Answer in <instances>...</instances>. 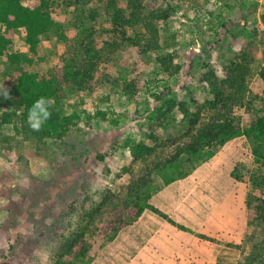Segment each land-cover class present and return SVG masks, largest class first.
Listing matches in <instances>:
<instances>
[{"label":"rangeland","instance_id":"374dc122","mask_svg":"<svg viewBox=\"0 0 264 264\" xmlns=\"http://www.w3.org/2000/svg\"><path fill=\"white\" fill-rule=\"evenodd\" d=\"M21 1L28 4L36 0ZM140 3L142 16L153 17L150 22L158 36L159 49L146 55H140L136 47L127 46L124 39L114 34L106 0H76L69 7H56L53 17L77 49L72 57L80 58L86 44L98 52L96 83L92 92L66 94L61 107L74 126L60 139H36L23 129L17 131L13 120L0 127V264H52L74 233L85 225L91 231L95 224L84 223V215L94 213L106 193L118 192L138 171L139 163L132 165L131 174L124 171L135 158V147L145 143L155 147V156H162L171 152L173 141L183 132V113L177 107L168 122L161 127L155 125L161 105L168 100L189 101L192 96L198 103L212 98L203 88V75L211 72L221 82L247 48L255 47L258 59L250 64L245 101H251L254 108L262 104L264 81L259 72L264 65V0ZM136 32L143 33V28L135 26L127 35L133 37ZM113 44L120 47L113 50ZM64 47L51 32L43 36L39 59L34 57L32 65L14 66L1 56L0 86L16 83L15 73L21 69L43 74L60 66ZM12 51L28 52L22 28L17 31ZM158 54L174 56L182 65L180 73L169 78L161 72L156 61ZM130 81L136 84L135 98L131 91L123 92ZM5 112L11 110L0 103V118ZM234 116L242 126L251 120L241 107L235 108ZM151 128L156 132L154 139L148 136ZM231 152L234 157L228 163H219ZM208 163H214L205 173L210 176V185L216 181L211 173L218 169L217 176L227 178V188H217L215 200L205 204L211 212L206 223L212 227V235L188 228L211 245V262L207 264H236L241 256L237 246L251 231L245 214V201L252 191L249 177L255 170L251 144L239 137ZM237 163L243 164L240 181L230 175ZM259 171L264 173V168ZM258 194L264 196L262 192ZM102 240L98 235L89 238L93 256L90 264L114 241L100 248ZM216 257L222 261L214 262ZM105 258L101 264H124L117 256ZM255 264H264V259Z\"/></svg>","mask_w":264,"mask_h":264},{"label":"trees","instance_id":"16d2710c","mask_svg":"<svg viewBox=\"0 0 264 264\" xmlns=\"http://www.w3.org/2000/svg\"><path fill=\"white\" fill-rule=\"evenodd\" d=\"M122 1L106 0V12L110 16L114 34L124 39L127 46L136 47L140 55L155 53L159 45L157 31L150 22L153 17L142 16L140 0H125V3ZM75 2L76 0H36L23 4L21 0H0V57L6 56L11 65H32L34 57L39 59L37 55L40 45L47 33L53 32L65 46L61 54L63 63L60 66L55 65L43 74L21 69L15 73L16 83L3 84L12 98L5 99L0 93L1 106L11 110L2 114L0 127L13 122L17 131L23 129L24 133L36 139H60L74 126L72 118L62 110L61 102L67 93L80 96L85 91H93L96 83L94 76L98 70L97 61L100 60L98 52L90 44L83 46L80 58L72 57L77 49L69 42L59 21L53 17L56 7H69ZM261 19L264 22V14ZM135 26L143 28V33L136 32L133 37H129L127 31ZM21 28L25 30L28 52L12 51L17 31ZM147 33L149 38H146ZM110 46L113 50L120 47L118 44ZM174 58L172 55H157L160 71L169 78L177 76L182 69V65ZM239 59V62L232 63L228 68L227 75L221 82L211 72L203 75V88L212 98L198 103L192 96L189 101L176 103L168 100L161 105L156 117L157 127L168 122L176 107L183 113L182 122L185 128L173 141L171 152L157 157L155 147L145 143L135 147V158L131 161L132 164L124 167V171L131 174L132 165L139 163L138 171L129 176L127 183L122 184L118 192L106 193L94 213L84 215L83 222L95 224L94 230L90 231L85 225L74 233L66 247L53 258L52 264H90L93 260L90 254V237H102L99 246L101 248L113 241L121 229L134 223L145 210H150L182 231L197 235L151 205L149 200L172 182L191 175L199 166L213 158L226 143L239 137H244L251 144L255 170L249 177L252 191L245 201L246 220L251 231L245 235L242 245L237 246L241 250V256L236 264H255L264 259V196L258 194L264 193V173L259 171L264 168V100L257 108L252 107L251 101H245L246 77L250 64L258 59L257 49H245ZM259 76L264 81V65ZM135 87V82L130 81L123 88V92L129 94L131 91L130 94L135 98L138 93ZM41 96L52 99L49 109L52 115L40 131H33L28 125L27 114ZM159 97L157 94L158 100ZM236 107L243 108L251 117L247 125L242 126L236 121ZM148 136L150 139L155 138L156 132L153 128ZM233 157L234 153L231 152L219 163H228ZM242 165L237 163L230 172L236 181L242 178Z\"/></svg>","mask_w":264,"mask_h":264},{"label":"crops","instance_id":"0c3cea01","mask_svg":"<svg viewBox=\"0 0 264 264\" xmlns=\"http://www.w3.org/2000/svg\"><path fill=\"white\" fill-rule=\"evenodd\" d=\"M236 139L226 143L221 150ZM221 150L208 162L218 157ZM208 162L203 163L188 177L164 187L150 198L149 203L166 213L178 224L212 235L213 229L206 223V220L211 217V212L206 210L208 205L205 206V204L215 200L213 195L217 188L219 191L226 190L227 178L217 176V174L220 175V170L216 169L213 174L211 173V177L216 176V181H213L211 186L210 176L205 173H208L214 163ZM224 224L226 230V218ZM104 250L92 264L105 263V256L109 258L117 256L123 259L124 264L180 262L207 264L211 262V257L208 256L211 245L207 241L174 227L150 210H145L134 223L123 228ZM221 261L217 257L214 259L216 263Z\"/></svg>","mask_w":264,"mask_h":264},{"label":"clouds","instance_id":"9594fccd","mask_svg":"<svg viewBox=\"0 0 264 264\" xmlns=\"http://www.w3.org/2000/svg\"><path fill=\"white\" fill-rule=\"evenodd\" d=\"M0 93L3 94L5 99H11L12 97L9 94L7 89H4L3 86ZM53 101L51 98L41 96L39 97L33 105L28 110L27 122L29 127L33 131H40L44 126L45 122L51 118V111L49 110Z\"/></svg>","mask_w":264,"mask_h":264}]
</instances>
